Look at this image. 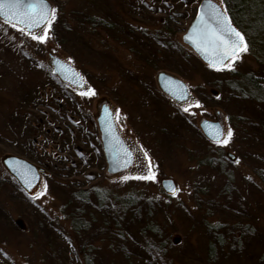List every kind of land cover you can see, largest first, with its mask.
Instances as JSON below:
<instances>
[{
	"label": "rangeland",
	"instance_id": "rangeland-1",
	"mask_svg": "<svg viewBox=\"0 0 264 264\" xmlns=\"http://www.w3.org/2000/svg\"><path fill=\"white\" fill-rule=\"evenodd\" d=\"M48 1L42 26L0 17V264H264V95L250 80L264 79V34L211 67L182 41L201 0ZM110 101L144 157L115 173L98 125ZM203 118L221 122V140ZM8 155L39 167L38 184L25 188Z\"/></svg>",
	"mask_w": 264,
	"mask_h": 264
},
{
	"label": "water",
	"instance_id": "water-1",
	"mask_svg": "<svg viewBox=\"0 0 264 264\" xmlns=\"http://www.w3.org/2000/svg\"><path fill=\"white\" fill-rule=\"evenodd\" d=\"M51 12L52 4L48 0H0V17L28 29L44 25L49 20ZM182 41L211 67L223 66L246 46L242 31L231 21L223 5L217 0H201L194 18L182 35ZM52 65L54 72L61 79L79 87L83 86L81 74L70 62L54 56ZM159 85L176 99L186 95V85L175 75L162 72ZM98 125L108 172L123 171L131 164L133 154L119 133L111 111L102 113ZM203 128L215 141L223 138L222 124L207 122ZM228 156L231 159L236 158L232 152H228ZM3 161L25 188L30 189L38 184L40 172L36 165L12 155L4 156ZM163 186L168 193L176 191V184L172 178L164 179Z\"/></svg>",
	"mask_w": 264,
	"mask_h": 264
},
{
	"label": "trees",
	"instance_id": "trees-1",
	"mask_svg": "<svg viewBox=\"0 0 264 264\" xmlns=\"http://www.w3.org/2000/svg\"><path fill=\"white\" fill-rule=\"evenodd\" d=\"M226 5V10L231 18V20L237 25L238 28L243 32L246 37V43L250 45L251 35L257 37L260 34H264V0H223ZM261 31L259 32L258 31ZM251 34V35H250ZM252 39V38H251ZM251 83L254 88L262 91L264 95V79L263 78H250ZM87 190L83 189L80 193H82V197L87 195ZM84 194V195H83ZM89 194V192H88ZM132 198V197H131ZM131 198H127L128 200L125 202L129 208H126V212H130L133 215H136L138 211L135 205L136 204ZM131 199V200H129ZM136 206H138L136 204ZM134 211H131V209ZM130 209V210H129ZM210 250L213 251V244L210 245ZM91 264V262H88Z\"/></svg>",
	"mask_w": 264,
	"mask_h": 264
},
{
	"label": "flooded vegetation",
	"instance_id": "flooded-vegetation-1",
	"mask_svg": "<svg viewBox=\"0 0 264 264\" xmlns=\"http://www.w3.org/2000/svg\"><path fill=\"white\" fill-rule=\"evenodd\" d=\"M162 72H160L158 75V78L160 77V74H161ZM163 92V91H162ZM164 94H166L165 92H163ZM167 95V94H166ZM168 96V95H167ZM189 97V91H188V88H186V95L183 97V98H179V99H176V101H178V102H183V101H185V100H187V98ZM169 98H171V97H169ZM172 99V98H171ZM172 100H174V99H172ZM175 101V100H174ZM108 109V110H107ZM104 111H111V113L113 114V116H115L116 115V108H115V105L113 106L112 105V103H111V101L109 102V103H103L102 104V106L100 107V110H99V115H98V120H99V117L100 116H102V113L104 112ZM115 111V112H114ZM207 122H211V123H220L221 124V122L220 121H218V120H212V119H210V118H203L202 119V122H201V128H202V130H203V132H204V134L210 139V140H214V139H212L211 137H209L207 134H206V132L204 131V128H203V125H204V123H207ZM115 123H116V121H115ZM116 125H117V129L119 130V133L122 135V137L124 138V140L126 141V143H127V145L130 147V149H131V151H132V154H133V159H132V162H131V164L128 166V167H126L124 170H126L127 168H129L132 164H135L136 163V161H137V159L139 158L140 160H144V157L142 156V155H140V154H142L141 153V151L139 150V147H138V144H137V142H136V140L132 137V136H129V139H128V137H126V135L127 134H125L124 132H122L121 130H120V127H118V124L116 123ZM128 136V135H127ZM139 152V153H138ZM139 154V155H138ZM141 164H142V162H141Z\"/></svg>",
	"mask_w": 264,
	"mask_h": 264
}]
</instances>
